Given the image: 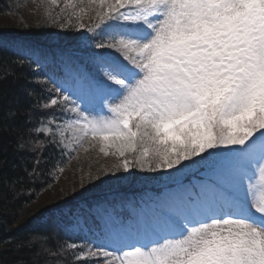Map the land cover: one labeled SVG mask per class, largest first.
I'll return each mask as SVG.
<instances>
[{
    "label": "snow or ice",
    "instance_id": "snow-or-ice-1",
    "mask_svg": "<svg viewBox=\"0 0 264 264\" xmlns=\"http://www.w3.org/2000/svg\"><path fill=\"white\" fill-rule=\"evenodd\" d=\"M45 2L42 26L73 33L69 46L0 34L5 76L35 65L42 89H25L24 126L9 123L16 110L0 116L22 154L23 175L0 181L5 199L98 143L119 161L106 175L138 170L155 184L56 205L55 227L79 237L60 245L73 264H264V0ZM49 239L15 247L39 240L57 256Z\"/></svg>",
    "mask_w": 264,
    "mask_h": 264
},
{
    "label": "trees",
    "instance_id": "trees-1",
    "mask_svg": "<svg viewBox=\"0 0 264 264\" xmlns=\"http://www.w3.org/2000/svg\"><path fill=\"white\" fill-rule=\"evenodd\" d=\"M6 6L8 7L7 0H0V13L3 12L2 10ZM84 22H88L87 16L84 18ZM47 27L48 26H42L41 28H25L19 24L12 25L7 23L6 25H0V34L10 37L26 38L30 42L50 50H55L62 46H69L71 42L70 38L73 33L63 32L53 26V31L56 34L55 36H57L55 38L57 43L53 44L50 43L49 34L46 35V33H44ZM6 71L5 67L0 64V116H3L8 110H16L19 115L15 121H10L9 123L24 126L25 112L30 108L32 103V98L26 95L25 89H35L37 94L42 92L40 85L32 82L33 77L40 75V72L36 69L35 65L24 68L16 67L12 70L11 74L5 76ZM32 123H36L35 116ZM4 156L7 157L8 164L0 168V181H2L5 176L12 178L23 175L19 167L13 168V165L20 164L22 159V154H14V137L7 133H0V158ZM64 164L65 161L62 167ZM59 173L60 172L55 175L54 179H50L44 184L34 186V190L31 194L27 191L22 193L17 192L14 199L11 195L5 199V189L3 183L0 182V264H16L19 260L25 261L26 264H49L50 255L52 253L46 251V246H40L39 240L36 241L38 246L32 249L27 247L17 249L15 247L17 241L27 240L36 234H47L50 237L48 245L58 254H60V245L65 241L79 242V237L66 236L63 231L55 227L56 220L54 219L53 212L56 205L67 208L75 205L80 198L73 200L63 199L52 207L35 214L33 217L21 221L25 209L32 205L42 192L56 182ZM150 175L154 174L132 170L131 173L126 174L125 179L121 178L123 179L122 181L117 179L118 181L113 184L108 183V187L114 189L117 196H133L142 192L146 187L155 184V181H150L148 179ZM115 179L116 177L112 178V180ZM106 196L107 194L94 193L85 198H103ZM9 238L12 239L13 244L6 247L3 241ZM67 252L68 250H65V257H62V259L69 262L73 257L70 259V257H68L70 256V252ZM51 262L50 264H53ZM62 263L66 264L64 262Z\"/></svg>",
    "mask_w": 264,
    "mask_h": 264
},
{
    "label": "rangeland",
    "instance_id": "rangeland-1",
    "mask_svg": "<svg viewBox=\"0 0 264 264\" xmlns=\"http://www.w3.org/2000/svg\"><path fill=\"white\" fill-rule=\"evenodd\" d=\"M7 5L8 7H4L3 12L0 13V25L9 23L24 27L26 24L28 28H41L45 8L50 7L46 2L42 3V0H7ZM44 33L49 34L50 43H57L55 39L57 36H55L52 25L49 24ZM99 147L98 143L88 144L86 142V150L81 148L74 152L71 158L66 159L63 170L60 171L56 182L42 192L37 200L25 209L21 221L33 217L63 199L80 198L76 202L77 204L83 198L94 193L107 194V197L116 195L114 189L108 187V183H116L118 181L117 177L125 179L127 173L121 171L116 173V176L106 175L107 169L113 164L119 163V161L111 154L105 156L99 151ZM93 177H96V179H93ZM113 177H116V179L112 180ZM77 193L81 195H77ZM64 252H60L57 256L51 254L49 264L51 261L53 264H63L62 262L73 264L71 250L67 252H70L68 257L72 258L69 262L62 259V257H65Z\"/></svg>",
    "mask_w": 264,
    "mask_h": 264
}]
</instances>
